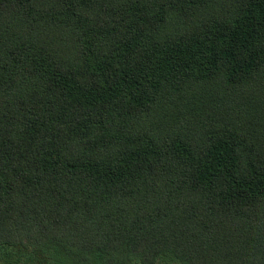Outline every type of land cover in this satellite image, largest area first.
Here are the masks:
<instances>
[{"label":"trees","instance_id":"16d2710c","mask_svg":"<svg viewBox=\"0 0 264 264\" xmlns=\"http://www.w3.org/2000/svg\"><path fill=\"white\" fill-rule=\"evenodd\" d=\"M0 264H264V0H0Z\"/></svg>","mask_w":264,"mask_h":264}]
</instances>
